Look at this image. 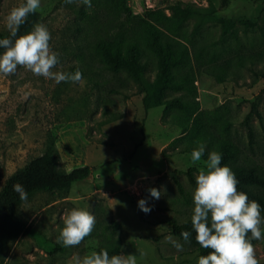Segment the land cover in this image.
<instances>
[{
  "label": "rangeland",
  "instance_id": "1",
  "mask_svg": "<svg viewBox=\"0 0 264 264\" xmlns=\"http://www.w3.org/2000/svg\"><path fill=\"white\" fill-rule=\"evenodd\" d=\"M125 1L128 12L118 8V0H91L90 8L82 0H40L37 11L50 32L51 49L59 54L54 70L75 68L82 73L80 82L57 84L21 66L13 75H0V189L9 175L43 152L49 131L61 169L93 168L63 198L38 192L21 203L18 216L26 231L8 242L1 264H74L76 255L114 247L119 254L135 255L137 264H198L196 247L173 235L167 224L171 218L184 223L193 214L188 171L195 178L208 152L229 141L239 150V164L264 174V2ZM22 2L0 0V32H9L6 17ZM178 2L198 14L177 26L170 7ZM143 21L188 51L191 84L173 93L184 101L185 111L146 110L136 83L107 70L96 53L97 43L123 32L138 39ZM149 61L153 76V56ZM253 103L261 119L250 117V143L244 121ZM199 143L206 146L205 154L193 163L191 152ZM150 188L161 191L159 200L149 195ZM254 191L264 198V188ZM141 199L151 208L147 214L138 207ZM73 208L90 211L95 226L79 245L64 247L58 241L62 216ZM169 236L184 250L178 252ZM254 249L258 262L264 261V228Z\"/></svg>",
  "mask_w": 264,
  "mask_h": 264
},
{
  "label": "trees",
  "instance_id": "2",
  "mask_svg": "<svg viewBox=\"0 0 264 264\" xmlns=\"http://www.w3.org/2000/svg\"><path fill=\"white\" fill-rule=\"evenodd\" d=\"M229 0H222L226 6ZM264 2V0H256ZM125 0H118V8L128 12ZM172 18L177 26L190 16L198 14L190 4L175 3L171 7ZM41 14L36 11L29 14L26 22L20 27L18 35L26 34L32 30L36 23H42ZM224 26H229V21L222 19ZM200 21L196 29H200ZM9 32H0V39L9 37ZM3 49H0V53ZM96 53L101 58L107 70L113 73H124L132 79L140 93L143 94L142 104L148 110L155 107H164L166 110L185 111L186 104L173 93H179L188 89L191 84L190 72L186 70L189 62V54L186 47L174 40L149 21H143L138 39L126 37L121 33L113 40H103L97 43ZM155 59L154 75H150L149 57ZM76 69L70 68L69 73ZM255 114L259 119L261 116L257 110V104H252V111L246 116L244 124L247 129L250 143H253V131L250 126V117ZM55 136L49 131L46 134L43 152L30 159L24 166L15 170L5 180L0 189V264L7 249L8 242L17 239L26 231V225L18 216V208L23 201L13 191V185L20 183L28 193V198L38 192H48L60 198L65 197L75 182L83 181L90 177L93 168L80 166L65 171L60 167V154L56 146ZM222 154V165L228 166L238 180V191L247 194L250 201L260 204L264 209V198L254 189L264 188V174L253 166L239 164V150L229 141L224 142L217 151ZM188 178L195 189V178L191 171H188ZM27 198V199H28ZM170 232L183 239L180 233L189 232V242L196 247L198 256L207 255L209 249L202 248L195 240V232L191 226V219L184 223H178L175 219L167 220ZM249 238L251 234L249 233ZM257 240H252L254 245ZM101 250V249H100ZM99 250V251H100ZM109 256L118 255L119 248H108ZM98 251V252H99ZM264 264V261L258 262Z\"/></svg>",
  "mask_w": 264,
  "mask_h": 264
},
{
  "label": "clouds",
  "instance_id": "3",
  "mask_svg": "<svg viewBox=\"0 0 264 264\" xmlns=\"http://www.w3.org/2000/svg\"><path fill=\"white\" fill-rule=\"evenodd\" d=\"M73 2L65 0L66 4ZM82 3L91 7V0H82ZM39 8L40 0H24L10 9L6 17L10 35L0 39V49H3L0 53V75H13L21 66L35 76L54 80L57 84L80 82L82 73L79 70L74 73L54 70L59 64V54L50 47L51 35L46 25L36 23L30 32L18 35L29 14L36 13ZM205 148L203 143H199L191 152L193 163L201 160ZM221 165L222 154L210 151L205 167L195 177L191 226L196 242L210 250L207 255L199 257L198 264H258L251 241L262 238L264 216L261 215V206L256 201H250L246 193L238 191V180L234 173L228 166ZM13 191L21 201H27L28 193L22 184H14ZM148 192L156 200L161 197V191L156 188H150ZM138 207L145 214L151 211L144 199L138 201ZM62 220L58 241L64 247L79 245L91 235L95 226V216L82 208L66 210ZM190 235L187 231L180 233L185 243L189 242ZM167 239L178 252L184 250V245L172 236ZM73 261L74 264H137L133 254L121 253L110 257L106 249L92 251L83 257L76 255Z\"/></svg>",
  "mask_w": 264,
  "mask_h": 264
}]
</instances>
